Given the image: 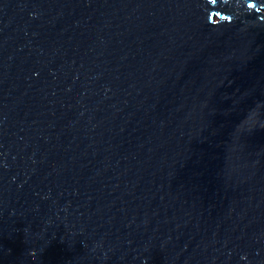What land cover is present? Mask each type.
I'll return each mask as SVG.
<instances>
[{
    "label": "water",
    "instance_id": "1",
    "mask_svg": "<svg viewBox=\"0 0 264 264\" xmlns=\"http://www.w3.org/2000/svg\"><path fill=\"white\" fill-rule=\"evenodd\" d=\"M0 264H264V0H0Z\"/></svg>",
    "mask_w": 264,
    "mask_h": 264
}]
</instances>
